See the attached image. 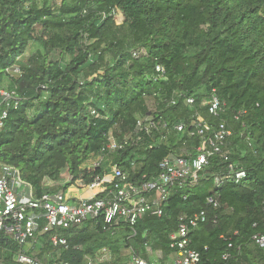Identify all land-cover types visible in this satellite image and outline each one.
<instances>
[{"label": "trees", "instance_id": "1", "mask_svg": "<svg viewBox=\"0 0 264 264\" xmlns=\"http://www.w3.org/2000/svg\"><path fill=\"white\" fill-rule=\"evenodd\" d=\"M15 64L23 77L9 80L5 70ZM1 87L15 88L21 102L0 133V162L18 169L37 199L88 185L109 163L137 185L155 178L165 157L195 153L196 115L214 129L224 125V149L246 174L217 186L228 169L213 156L195 185L172 189L160 217L137 222L135 235L97 219L61 231L67 249L38 237L28 253L43 264H82L102 248L111 264H125L126 249L148 263L156 252L165 260L178 217L201 211L205 222L189 236L199 264H264V249L252 243L264 232V0H0ZM212 95L223 105L217 118L205 105ZM146 116L150 135H135ZM127 136L101 167L81 170L110 140ZM63 173L71 178L65 187L46 184ZM1 240L2 263L15 264L18 246Z\"/></svg>", "mask_w": 264, "mask_h": 264}, {"label": "built area", "instance_id": "2", "mask_svg": "<svg viewBox=\"0 0 264 264\" xmlns=\"http://www.w3.org/2000/svg\"><path fill=\"white\" fill-rule=\"evenodd\" d=\"M138 55V50H134L132 56L135 58ZM155 70L161 76L165 73L160 66ZM5 74L9 80H19L24 73L15 64L7 68ZM20 102L15 88H0V133L9 111L17 109ZM186 104H193V99H186ZM205 105L208 114L213 117L217 118L223 113V105L215 95H212ZM191 126L193 132L190 136L199 138V145L194 154L185 157L172 155L165 157L159 164V174L139 185L130 182L126 173L116 164L109 163L102 168L101 175L94 177L90 184L76 183L75 186L69 187L68 192L83 190L93 193L90 198H75L69 195L67 190H60L53 194H44L37 199L33 196L31 187L22 180L19 170L0 162V240L4 234L18 246L14 263L43 264L28 253L36 244L38 237L47 235L48 243L53 248L67 249V240L60 232L97 219L102 220L106 230H115L123 224L131 230L132 235H135L134 227L137 222L146 215L160 217L162 206L172 189L195 185L198 175L213 156H219L227 163L228 169L225 176L216 178L217 186L226 181L238 183L243 180L245 172L235 170L228 152L224 149L225 140L229 136L224 125L221 124L214 129L202 117L196 115L191 121ZM153 128L154 122L150 116L140 117L136 120L134 134L150 135ZM183 128V125H178L175 129L180 132ZM129 140L130 136L121 142L110 140L94 158L96 160L91 159L92 161L86 163L81 170L91 172L101 167L107 156L123 150ZM20 188L27 190L26 196H20ZM207 204L214 209L218 208L213 198H208ZM205 219L204 211L178 217L177 229L170 235V248L173 252L167 263L163 264H199L200 254L191 248L189 236L192 230L205 222ZM252 243L255 247L264 249V232L253 236ZM58 252L56 253L59 257ZM2 254L3 248L0 247V264H3ZM121 256L127 258L125 264H156V261L163 260L161 253L156 252L154 256L157 258L154 257L153 261L148 263L137 258L131 249L122 250ZM111 261V252L107 248H102L94 258L85 257L82 264H111Z\"/></svg>", "mask_w": 264, "mask_h": 264}, {"label": "crops", "instance_id": "3", "mask_svg": "<svg viewBox=\"0 0 264 264\" xmlns=\"http://www.w3.org/2000/svg\"><path fill=\"white\" fill-rule=\"evenodd\" d=\"M61 180L62 179H60V181L58 183L47 182L46 184H48L50 186H53V185L59 186V185H61ZM68 190H69V188L67 189V192H68ZM19 192H20L21 197H24L27 195V190L25 188H20ZM68 193H69V195L74 196L75 198H80V197L90 198L93 195V193H91L89 191H83V190H80V191L75 190L74 192L69 191ZM168 260H169V258H167L165 260H158V261H156V264L167 263Z\"/></svg>", "mask_w": 264, "mask_h": 264}, {"label": "rangeland", "instance_id": "4", "mask_svg": "<svg viewBox=\"0 0 264 264\" xmlns=\"http://www.w3.org/2000/svg\"><path fill=\"white\" fill-rule=\"evenodd\" d=\"M55 1V0H54ZM32 52V47H29L26 52L24 53V56L23 58L24 59H27L30 55V53ZM148 107L150 110L153 109V106H152V102H149L148 103ZM96 160V159H93V161ZM92 160L88 161L87 163L91 162ZM61 185H59L61 188L65 187L68 180H69V176L67 175V173H63L62 176H61ZM155 258H157V256H155Z\"/></svg>", "mask_w": 264, "mask_h": 264}, {"label": "water", "instance_id": "5", "mask_svg": "<svg viewBox=\"0 0 264 264\" xmlns=\"http://www.w3.org/2000/svg\"><path fill=\"white\" fill-rule=\"evenodd\" d=\"M0 242H2V240H0Z\"/></svg>", "mask_w": 264, "mask_h": 264}]
</instances>
